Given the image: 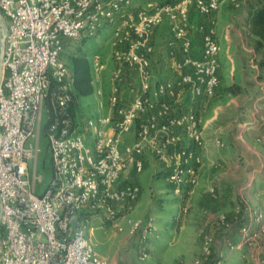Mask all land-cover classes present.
<instances>
[{"label": "built area", "instance_id": "1", "mask_svg": "<svg viewBox=\"0 0 264 264\" xmlns=\"http://www.w3.org/2000/svg\"><path fill=\"white\" fill-rule=\"evenodd\" d=\"M223 3L0 0V264H108L94 253L85 229L95 216L116 225L133 208L140 187L123 173L129 162L135 175L142 173L147 154L166 167L165 181L185 201L186 212L202 163L197 151L204 145L194 103L212 99L220 83L216 15ZM227 3L242 6L240 0ZM108 25L114 65L108 113L79 124L73 75L61 54L71 41L92 39ZM159 46L171 73L167 79L154 75ZM91 62L93 86L105 66L98 54ZM123 89L132 96L127 106ZM43 110L51 177L41 189ZM130 134L132 141L124 144ZM141 225L135 223L130 234ZM239 235L229 243L236 251L255 246L260 233L243 225ZM146 258L145 252L138 257L143 264Z\"/></svg>", "mask_w": 264, "mask_h": 264}, {"label": "rangeland", "instance_id": "2", "mask_svg": "<svg viewBox=\"0 0 264 264\" xmlns=\"http://www.w3.org/2000/svg\"><path fill=\"white\" fill-rule=\"evenodd\" d=\"M255 1L240 0L242 4L240 9L229 6L223 11L220 8L221 11L219 10L216 15L219 61L223 59L225 71L219 92L207 103L204 112L201 113L204 141L212 138L215 132L223 137L225 143L228 138L235 139L238 142L239 151L236 164L240 166L237 173H240V177H242L241 174H252L254 177L242 178L243 182L241 181L235 188L239 193L237 197L234 196L233 187L230 188L231 179H221L219 184L217 183L219 189L214 187V184H210L207 195L211 194L210 196L215 198L214 201L218 206L225 205L218 217L210 218V207L204 205L197 207L193 200L186 201V212L183 213L182 208L185 203L172 193L171 188L164 181L163 174L159 173L157 175L160 177L151 178L150 168H144L142 173L136 176L138 186L144 190L138 206L136 201L130 211L121 213L115 219L116 225L104 223L103 218L95 216L90 219L85 229V236L89 239L94 253L108 264H143L138 259L141 252L147 254L144 264L149 262L152 264H236V258L228 259L239 252L230 248L229 243L232 242L224 238L225 242L221 243L222 248L215 242L216 234L220 233L223 237L222 230L230 231L234 228L235 220L231 214L233 209L242 211L244 218L249 219L250 216H254L257 222H261L258 229L251 227L253 231L259 232L260 236L256 245L248 248L253 250L262 248L264 236L262 222L264 221V138H262L264 137L262 134L264 130V55L263 52L255 51L253 39L246 25L249 5ZM112 27L108 25L98 36L87 41H71L61 54V59L69 68L73 55L79 53L85 55L91 78L94 76L91 62L94 54L100 56L105 66L100 81L93 85V93L77 101L78 107L75 113L79 124H85L89 119L95 120L100 113L102 115L108 113L107 100L114 69ZM230 27L234 29L230 31ZM162 34L164 33L157 34L160 45ZM155 58L159 62L155 67V77L170 78L165 50L161 46L158 47ZM229 87L236 89V93H227L226 90ZM96 91L99 94L96 95ZM99 102L102 103L101 112L98 111ZM47 120L48 116L43 110L37 157V171L42 176L41 189L46 187L51 177L50 150L48 138L44 135ZM254 125H259L260 132L246 134L247 129H251ZM30 143L34 144V141ZM87 144L92 149V141H87ZM254 151L261 156L252 153ZM198 167L201 173L204 166L202 167L201 163ZM227 167L231 171L234 170L231 165ZM227 167L223 164L212 166L221 173ZM149 189H157V191H151L149 194ZM164 190L165 194L158 196L157 193ZM239 220L238 222L244 221V219ZM138 221L142 222V225L134 234H130L132 227ZM242 226L239 225L238 231ZM89 227L93 228L92 233H89ZM142 237L145 238L142 239ZM207 239L210 241L206 242ZM205 249L209 250L208 256L205 255ZM261 251L264 254V249Z\"/></svg>", "mask_w": 264, "mask_h": 264}, {"label": "crops", "instance_id": "3", "mask_svg": "<svg viewBox=\"0 0 264 264\" xmlns=\"http://www.w3.org/2000/svg\"><path fill=\"white\" fill-rule=\"evenodd\" d=\"M227 2H228V0H224V3L221 6V9H223V11L226 10L227 7H229ZM233 29H234L233 27H230V31ZM234 32H236V31H234ZM157 62H158V60L156 59V61L154 62V67H156ZM224 71H225V65L223 64V59H220V70H219L220 83H219L218 88L216 89L215 96L221 88V84L223 82L222 75H223ZM93 91H94V89H93ZM95 94L97 95L98 93H95ZM131 99H132V96L128 93V90L123 89V105L127 106L129 104V102L131 101ZM209 101H211V99L208 101L198 100L194 103L195 110L197 111V114L199 117L200 125L202 123L201 113L204 112L205 107ZM99 104H101V106H102V103L101 102L98 103V109H99L98 111L101 112L102 107L99 108ZM246 132H248L246 134H253V132H260L259 125L252 126L251 129H247ZM262 134L264 135V130H262ZM262 138H264V137H262ZM223 140H224L223 137L218 136V133L215 132V133H213L212 138L204 141V145H203L202 149L197 151V153L200 155L201 160H202V167L204 166V168L201 169V173H199V178L197 181L198 184H196L197 186L195 187V189H192L189 198L186 200L188 202H189V200H193L194 203L196 202L197 207H201V205L202 206L204 205L206 207L207 206L210 207V212H211L210 218L218 217L219 216L218 214H220L222 212L221 210H224V207H225L224 204L223 205L220 204L218 206L216 204V201H214L215 198H212L210 196L211 194L207 195L206 192H207L210 184H212V185L214 184L215 185L214 187H218L219 181L221 179H223V178L231 179L232 182L230 184V188L233 187L234 196L237 197L239 193L236 191L235 188L238 184L241 183V181L243 182L242 178L250 179V178L254 177V175H252V174H249V175H247V174L242 175L241 174L242 177L239 176L240 173L238 174L237 170H239L240 166H238L236 164L237 156L239 155L238 154L239 151L237 149L238 142H236L235 139H230V138H228L226 143ZM131 141H132V134L128 135V137H125L124 144L130 143ZM185 144H188V140L185 141ZM252 153H255L257 156H261L260 153L255 152V151ZM144 159H145V167L144 168H150V177L151 178L152 177H155V178L160 177V175H157L159 173L163 174V178L165 177L166 172H167L166 171L167 169L165 166L159 164L158 161L153 156H151L150 154H147L144 157ZM216 164L217 165L223 164L226 167L228 165H231V166H233L234 170L231 171L229 169V167H227V169H225L224 172H222V173L217 172L214 168H212V166H214ZM229 175H231L232 177ZM136 176L137 175L134 174L133 164H132V162H129L127 164V169L123 173L122 178L126 179V180L133 181V182L138 184V182L136 180ZM164 181H165V178H164ZM218 189H219V187H218ZM143 191H144L143 189H140V193H139V196L137 198L138 200L136 203L137 206H138V204L142 198ZM148 191L150 194L151 191H157V189H149ZM165 192L166 191L164 190V191H160L157 194H158V196L164 195ZM230 200H232V198ZM183 201H181V202L184 203ZM231 214H233V219L235 220V222H234L235 226H233L234 228L231 229L230 231L227 230L228 232L225 230H222V232H224V233L221 232V234L224 235L223 237L220 235V233L216 234L217 236L215 238V242L221 248H222L221 243L225 242L224 238H227L228 241H231L233 243H237L240 240V237H239L240 235H239V231H238V227L240 224L241 225H249L251 227H254V229H258L259 226H261V224H260L261 222L260 223H259V221L257 222L256 221L257 219L254 218V216H250L249 219H248V217L244 218L242 215L243 214L242 211H238L237 209H233V212ZM239 219H244V221L238 222V221H240ZM262 222L264 224V221H262ZM92 232L89 231V233H92ZM262 240H263L262 241L263 245H262V248H260V250H258V249L253 250V249H249L248 247H245V249L239 250V252L237 254H235V256H230V257H228V259L229 258L230 259L236 258L235 259L236 264H260V260H261L260 258L264 257V254L261 251V249H264V236L262 237ZM236 255H237V257H236ZM224 258L226 259L227 256ZM148 264H152V263L149 262Z\"/></svg>", "mask_w": 264, "mask_h": 264}, {"label": "trees", "instance_id": "4", "mask_svg": "<svg viewBox=\"0 0 264 264\" xmlns=\"http://www.w3.org/2000/svg\"><path fill=\"white\" fill-rule=\"evenodd\" d=\"M246 25L253 39L255 51L263 52L264 55V0H256L254 3H250ZM70 61V69L73 75V109L75 110L78 107V99L91 95L93 86L85 55L80 53L73 55ZM236 91L233 87L226 90L229 94L236 93Z\"/></svg>", "mask_w": 264, "mask_h": 264}, {"label": "water", "instance_id": "5", "mask_svg": "<svg viewBox=\"0 0 264 264\" xmlns=\"http://www.w3.org/2000/svg\"><path fill=\"white\" fill-rule=\"evenodd\" d=\"M0 28L2 30V33L4 34L5 33V26H4V23L1 19V16H0ZM2 56H3V42H1V50H0V61L2 59Z\"/></svg>", "mask_w": 264, "mask_h": 264}]
</instances>
